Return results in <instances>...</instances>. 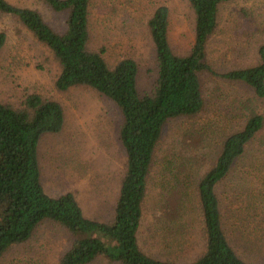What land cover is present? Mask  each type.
<instances>
[{"label":"rangeland","instance_id":"obj_1","mask_svg":"<svg viewBox=\"0 0 264 264\" xmlns=\"http://www.w3.org/2000/svg\"><path fill=\"white\" fill-rule=\"evenodd\" d=\"M6 1L37 11L55 32H63L65 15L54 13L42 0ZM162 5L169 9L171 49L178 56H186L192 47L194 25L187 0H91L89 5V50L103 48L109 67L122 59L134 60L142 94L152 91L156 79L154 49L146 24ZM0 32L6 36L0 51V103L18 108L25 96L38 94L58 102L63 109L61 132L44 135L38 146L45 193L57 197L70 192L86 218L111 223L126 164L117 136L122 124L118 108L86 87L56 91L58 62L16 17L0 14ZM263 43L264 0H231L219 6L207 60L219 73L252 67L257 62L256 48ZM202 89L203 111L194 118L169 121L163 129L137 233L141 252L176 264H189L204 247L196 181L210 169L224 137L242 127L246 108L264 118V99H258L242 83L206 76ZM186 134L195 135L194 140L200 137L203 143L188 148L181 144ZM184 160L187 168L175 176L172 170ZM176 182L181 183L173 195L180 201L178 211L164 217L167 191ZM215 193L222 229L231 247L246 263L264 264V125ZM176 232L183 235L175 236ZM97 237L109 243L101 235ZM71 244L72 238L64 229L43 222L28 241L9 248L0 264H58ZM91 264L115 263L98 258Z\"/></svg>","mask_w":264,"mask_h":264},{"label":"trees","instance_id":"obj_2","mask_svg":"<svg viewBox=\"0 0 264 264\" xmlns=\"http://www.w3.org/2000/svg\"><path fill=\"white\" fill-rule=\"evenodd\" d=\"M42 1L54 13L65 15L63 32H55L37 11L13 6L6 0H0V14L16 17L52 53L60 67L54 83L56 91L86 87L116 105L122 117L117 136L125 153V172L112 222L86 218L72 193L51 197L41 184L38 146L44 135L58 134L63 129L60 104L38 94L25 96L18 108L0 103V258L12 246L28 241L37 227L48 221L72 238L71 247L58 264H91L98 258L115 264H176L144 254L137 242L142 205L163 129L169 121L194 118L203 111L202 79L206 76L242 83L258 99H264V43L256 48L254 66L219 73L207 60V46L217 28L219 6L231 0H187L194 25L192 47L186 56L172 51L168 41L169 9L158 6L146 24L154 49L156 79L152 91L142 94L137 87L138 66L134 60L122 59L109 67L103 48L98 52L89 50L91 0ZM5 41V34L0 32V51ZM245 112L248 114L244 115L242 127L224 137L210 169L195 183L204 247L189 264H248L223 232L215 193L216 186L263 128L262 115L247 108ZM193 136L184 135L181 144L191 148L203 143L200 137L194 140ZM168 168L172 169L171 163ZM186 168L184 160L172 172L176 176L177 171ZM180 184L176 182L167 191L164 217L178 211L180 201L173 195ZM98 235L109 243L105 244Z\"/></svg>","mask_w":264,"mask_h":264}]
</instances>
